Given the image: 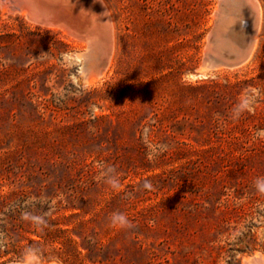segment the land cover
Returning a JSON list of instances; mask_svg holds the SVG:
<instances>
[{
	"label": "rangeland",
	"instance_id": "1",
	"mask_svg": "<svg viewBox=\"0 0 264 264\" xmlns=\"http://www.w3.org/2000/svg\"><path fill=\"white\" fill-rule=\"evenodd\" d=\"M101 1L87 75L86 41L0 0V264L263 259L264 0L235 67L206 62L222 0Z\"/></svg>",
	"mask_w": 264,
	"mask_h": 264
},
{
	"label": "water",
	"instance_id": "2",
	"mask_svg": "<svg viewBox=\"0 0 264 264\" xmlns=\"http://www.w3.org/2000/svg\"><path fill=\"white\" fill-rule=\"evenodd\" d=\"M2 2L10 4L18 11H26L28 18L36 24L63 28L72 36L89 43L97 40L96 42L103 44L104 48V57L100 64V70L106 65L112 46V26L107 9L101 0H2ZM223 16L221 5L217 12L218 21L210 35L205 54L206 62L211 67H216L215 64L209 63L211 59H214L212 46L214 35L217 31L222 33L227 31L226 26L220 25V20ZM238 23L241 26L248 27L243 20ZM257 23L258 17L256 16L254 28H256ZM252 45V38H248V42L244 46L237 50L234 49L233 54L228 55L231 62L225 66L235 67L246 61ZM88 54L85 56L86 64L92 61L88 58ZM31 264L37 263L33 262ZM247 264H264V261L260 258H252Z\"/></svg>",
	"mask_w": 264,
	"mask_h": 264
},
{
	"label": "bare ground",
	"instance_id": "3",
	"mask_svg": "<svg viewBox=\"0 0 264 264\" xmlns=\"http://www.w3.org/2000/svg\"><path fill=\"white\" fill-rule=\"evenodd\" d=\"M222 11L224 16L220 20V25L226 26L227 31L225 33L217 31L214 35V41L212 45L214 52V59H211L209 63L215 64V66H225L226 64L230 63L231 59L228 57V55L229 54L232 55L234 49L237 50L242 46H244L248 42V38H252L253 40L252 48H253L254 41H256L255 34L258 27V23H257L256 28H254V21L256 16L258 17V13H259L258 5L255 0H223ZM20 12H23L28 18V14L26 11L20 10ZM242 20L246 22L248 27L241 26V24L238 23L239 21ZM217 21L218 18H216V22ZM39 26L49 27L46 25H39ZM54 28H58L63 32H67L65 29L60 27H54ZM96 41L97 40H94L93 42L90 43L87 42L88 46L90 47V52H88L89 53L88 58L92 60L89 64L86 65L85 70L87 72V75H95L100 72V64L104 57V48L102 46L103 44H98ZM257 257L258 256H256V258ZM250 260L251 259H248L247 263ZM262 260L264 261V258Z\"/></svg>",
	"mask_w": 264,
	"mask_h": 264
},
{
	"label": "clouds",
	"instance_id": "4",
	"mask_svg": "<svg viewBox=\"0 0 264 264\" xmlns=\"http://www.w3.org/2000/svg\"><path fill=\"white\" fill-rule=\"evenodd\" d=\"M250 100L245 99L244 102L238 106V111L243 110L249 107ZM114 168H109L108 172H114ZM109 184H111L113 187H116L118 185V181L115 180L113 177H109L108 181ZM258 187L261 191H264V181H258L257 182ZM111 222L113 225H119L121 227L127 226L130 224L127 217L122 213H113L111 216Z\"/></svg>",
	"mask_w": 264,
	"mask_h": 264
},
{
	"label": "trees",
	"instance_id": "5",
	"mask_svg": "<svg viewBox=\"0 0 264 264\" xmlns=\"http://www.w3.org/2000/svg\"><path fill=\"white\" fill-rule=\"evenodd\" d=\"M253 220V218L251 217V221Z\"/></svg>",
	"mask_w": 264,
	"mask_h": 264
}]
</instances>
